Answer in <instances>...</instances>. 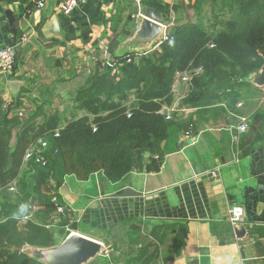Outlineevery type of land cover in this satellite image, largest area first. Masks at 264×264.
Returning a JSON list of instances; mask_svg holds the SVG:
<instances>
[{"label":"crops","instance_id":"obj_1","mask_svg":"<svg viewBox=\"0 0 264 264\" xmlns=\"http://www.w3.org/2000/svg\"><path fill=\"white\" fill-rule=\"evenodd\" d=\"M62 1L47 0L38 9L34 0H0V49L9 47L16 55L11 72L0 70V114L21 111L22 120L31 114L39 120L42 113L67 107L71 116L91 115L75 106L73 95L100 59L118 61L120 53L144 45L132 37L146 11L171 38L176 24L192 21L188 12L198 0H85L68 16ZM5 10L14 15L15 36ZM180 87L185 83L172 87V113L189 125L144 151L140 167L116 182L101 173L86 179L65 174L58 183L48 177L41 198L32 200L34 211H43L40 199L57 192L66 207L61 215L75 224V232L107 248V256L86 264H264V128L253 129L250 122L249 132L235 128L236 116L255 112L250 100L259 94L262 101L264 89L242 86L240 107L228 108L222 100L185 107ZM10 127L14 144L18 125ZM0 189L9 195L8 188ZM125 189L127 195H119ZM233 205L243 210L237 227L228 221ZM57 215L49 213L46 228H58Z\"/></svg>","mask_w":264,"mask_h":264},{"label":"trees","instance_id":"obj_2","mask_svg":"<svg viewBox=\"0 0 264 264\" xmlns=\"http://www.w3.org/2000/svg\"><path fill=\"white\" fill-rule=\"evenodd\" d=\"M218 1L223 17L212 23L219 26L212 33L200 24L178 23L171 38L152 52L129 62L121 58V75L111 76L98 64L73 95L75 106L91 115L71 116L61 122L60 112L42 113L40 120L35 114L28 120L18 113L14 117L0 114V188L13 187L16 193L15 200L5 197L0 204V264H43L11 247L54 245L52 230L45 227L43 219L55 209L51 198L52 194L58 196L57 192L53 191L48 201L40 199L43 211L32 212L41 224L27 221L21 229L12 218L23 203H30V211L35 210L32 200L41 198L40 187L48 177L58 183L65 174L86 179L101 173L107 181L116 182L143 164L144 151L189 125L175 113L166 118L158 111L173 100L175 72L201 68L188 82V91L180 101L183 106L201 107L222 100L234 108L241 97L239 89L252 85L245 79L263 64L264 0H212L210 5ZM173 39L174 45L170 44ZM250 118L252 125L264 127V110L255 111ZM12 123L18 125L14 144L10 142ZM38 140H45L47 146L39 147ZM29 150L31 156L26 158ZM38 155L47 160L45 165L36 162ZM42 242L46 244H39Z\"/></svg>","mask_w":264,"mask_h":264},{"label":"water","instance_id":"obj_3","mask_svg":"<svg viewBox=\"0 0 264 264\" xmlns=\"http://www.w3.org/2000/svg\"><path fill=\"white\" fill-rule=\"evenodd\" d=\"M4 14L8 20L10 32L15 36L14 15L10 10H5ZM163 33L164 27L160 20L154 18L153 12L146 11L145 15L141 16L132 37L134 40L144 43V45L129 49L119 55L152 52L156 44L163 39ZM17 48L20 49V44H17ZM245 80L254 86L264 87V57L260 70L250 74ZM10 86L15 89L17 82H12ZM128 191V189H125L119 195H127ZM240 229L242 230L243 227L241 226ZM101 249L102 244L100 242L76 233H70L58 245L47 248L24 246L22 251L38 259L43 264H86L98 256Z\"/></svg>","mask_w":264,"mask_h":264},{"label":"rangeland","instance_id":"obj_4","mask_svg":"<svg viewBox=\"0 0 264 264\" xmlns=\"http://www.w3.org/2000/svg\"><path fill=\"white\" fill-rule=\"evenodd\" d=\"M211 1L212 0H200L198 3H196L194 6H191L190 8V11L188 12V17H191V18H189L190 20H192V21H187V22H192V23H194V24H200V27L202 28V29H204V30H207V32L208 33H212L213 31H215V28H217V27H219L218 26V23L215 25V27H213L212 26V23H214L218 18H221V16L223 15L222 14V12L220 11L219 12V10H218V4H219V1L218 2H215V4H214V6L213 5H210L211 4ZM213 6V7H212ZM219 8H222L221 7V5H220V7ZM215 15L216 16H219V17H215ZM226 15V14H225ZM215 17V18H214ZM223 17V16H222ZM184 41H186V39H184ZM210 45V44H209ZM211 46V45H210ZM142 54H144V53H142ZM138 55H140V54H135V53H127V54H123V55H119V59H118V61H116L115 60V58H111V59H109V57L110 56H108L107 57V55L105 56V58H101L100 60H102V63H98V64H103V66H105L106 67V69L110 72L111 71V73H112V69H115L116 70V75H121L122 74V72L120 71V69H119V67L117 66V65H115V66H113L112 64H110V62L109 61H112V60H115L114 62H117L118 64H119V60H121V58L122 59H124L126 62H129L130 60H135L136 58H138ZM122 62V61H121ZM112 65V66H111ZM118 67V68H117ZM187 76H189V73L191 72L189 69H187ZM115 72H113V74H114ZM176 73V72H175ZM112 75V74H111ZM194 75H191V78L193 77ZM174 78H175V74H174ZM173 82H174V79H173ZM188 82L187 83H185V85H186V87H180L179 88V90L178 91H180V94L181 93H186L187 91L186 90H188ZM171 87H173V88H176V85L174 86V84L172 83V86ZM177 89V88H176ZM240 95H241V93H240ZM176 96V95H175ZM261 95H259V94H256V95H254V96H252V98H251V100H250V107L252 108V110L253 109H255V108H257L256 110H253V111H257V110H259V111H263L264 110V94L262 95V101L260 100L261 98ZM130 98H132V96H130L129 95V99ZM172 102H174V99L172 100ZM172 102L170 103V104H162L161 106H160V108H159V110L160 109H162V108H165L166 106H168L167 108H173V110L169 113V110H166V111H164L163 112V114H165V115H168L169 114V118L171 117V115H173L174 113H172V112H175L177 109H176V106L174 105V104H172ZM51 104H54L53 102H51ZM249 107V108H250ZM50 108V107H49ZM65 108V110H63V111H61L60 113V116H61V118H62V120H61V122H63V121H65V119L67 118H70V116H71V114H72V110L69 112V110L67 109V107H64ZM158 110V111H159ZM89 114H92V113H89ZM247 115V114H246ZM249 118H248V120L250 119V116L249 115H247ZM40 120V119H39ZM249 122H250V120H249ZM258 126V125H257ZM248 129H247V131L249 132L250 130H251V125L249 126L248 125V127H247ZM250 128V129H249ZM253 129L254 128H256V126L255 125H253V127H252ZM264 128V127H263ZM246 131V132H247ZM9 195H6V193L4 192V190L2 189H0V204H1V202L5 199V197H9V198H11V200H15L16 199V193L15 192H13L12 190H10L9 189ZM13 192V193H12ZM64 213V212H63ZM63 213H61L62 215H63ZM57 214V213H56ZM60 214V216H58V218H57V221H55V223L54 224H56L55 225V227H58L56 230H54L53 231V229H52V235H53V237H56V238H53L52 240L55 242V241H57L54 245H58L59 243H61L62 242V240L68 235V234H70V233H76V234H79V233H77V232H75V231H77L76 230V226H75V224L73 225V224H71V223H69V222H67L66 221V218L64 217V216H62ZM46 219V218H45ZM23 221H26V222H23ZM27 221L29 222V221H34L33 222V224L34 225H36V224H41L42 223V220H38L39 222H37V220L35 221L34 220V217H33V215H32V218L31 219H29V220H23V219H21V220H17V224H18V226L19 227H21V226H25V224L24 223H27ZM43 221H44V219H43ZM46 224H49V221L48 222H46ZM48 230V229H47ZM51 230V229H50ZM47 232V231H46ZM50 232V231H49ZM93 232H97V231H93ZM48 233V232H47ZM80 235V234H79ZM83 236V235H82ZM88 238V237H87ZM91 239V238H90ZM40 241H42V240H40ZM53 241H51V243H54ZM44 242H42V243H39V244H43ZM44 244H46V243H44ZM24 246L26 247V246H28V247H35L34 245H28V244H26V243H24L23 245H20V246H16V247H11V249H12V251H16L17 253L18 252H23L22 250H23V248H24ZM51 246H53V245H51ZM47 247H49V245L47 246ZM46 246H45V248H47ZM24 253V252H23ZM26 255H28V254H26ZM28 256H30V255H28ZM30 257H32V256H30ZM32 258H34V257H32ZM36 260H38V259H36Z\"/></svg>","mask_w":264,"mask_h":264},{"label":"built area","instance_id":"obj_5","mask_svg":"<svg viewBox=\"0 0 264 264\" xmlns=\"http://www.w3.org/2000/svg\"><path fill=\"white\" fill-rule=\"evenodd\" d=\"M47 0H34V5L36 6V8L40 9L42 8L45 3H46ZM85 0H63L62 1V6H61V12L63 15H70L72 14L74 11H76L77 8H79V6L84 2ZM137 28V26H136ZM167 37H164L163 35V40H166ZM161 41L159 43H161ZM157 43L156 46L159 44ZM155 46V47H156ZM93 60H95L94 57H91ZM96 61V60H95ZM115 60H112V61H109L110 64H112L113 66L115 65H119L117 62H114ZM14 64H15V54H14V50L9 48V47H5V48H2L0 49V70L4 73H9L12 71L13 67H14ZM111 65V66H112ZM112 73L111 71L109 72L110 75H115L116 74V70L115 69H112ZM191 72L189 73V76H187V70H183V71H177L175 73V78H174V86L176 85H179L180 83H187L191 80V75H195V74H198L200 71H201V68L199 67H196V68H192V69H189ZM113 72H115L113 74ZM111 75V76H112ZM264 89V87H263ZM237 107H240L241 106V103L240 102H237L236 103ZM166 110H169V113L173 110V108H162L159 110V112L161 114H163L164 111ZM19 115H22V112L19 111L18 112ZM165 115V114H163ZM166 118H169V114L168 115H165ZM236 120H237V124L235 126V128L237 129V131L239 133H244L247 131V127H248V124H249V120L247 118V116L245 115H238L236 116ZM55 136H58V130L55 131ZM37 143L39 144V147H46L47 146V142L45 140H38ZM31 156V150L27 151V153L25 154V157L28 158ZM36 162L41 164V165H45L47 160L45 158H43L42 156H36ZM216 170H212L211 173L213 175L216 174ZM10 190H13V187H10L9 188ZM52 198H51V201L53 202L54 204V207H55V212L57 214H61L63 212H65L66 210V207L65 205L63 204H60L57 200V196L55 194H52ZM34 209V208H33ZM33 212V210H31ZM242 215H243V210L240 206L238 205H233L229 208L228 210V221L229 223L233 226V227H237L240 222H241V219H242ZM105 256H107V253H108V250L106 247H103L102 245V249H101V252L100 254H103Z\"/></svg>","mask_w":264,"mask_h":264},{"label":"clouds","instance_id":"obj_6","mask_svg":"<svg viewBox=\"0 0 264 264\" xmlns=\"http://www.w3.org/2000/svg\"><path fill=\"white\" fill-rule=\"evenodd\" d=\"M170 44L174 45L175 40L173 39L172 41H170ZM30 208H31L30 203L21 204L18 212H14L12 214V218L17 219V220H21V219L29 220V219H31L32 218V211H30Z\"/></svg>","mask_w":264,"mask_h":264}]
</instances>
